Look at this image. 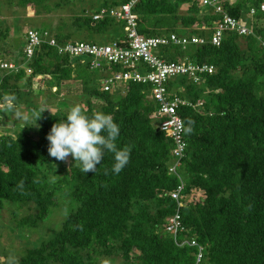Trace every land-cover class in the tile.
I'll use <instances>...</instances> for the list:
<instances>
[{"label": "trees", "instance_id": "16d2710c", "mask_svg": "<svg viewBox=\"0 0 264 264\" xmlns=\"http://www.w3.org/2000/svg\"><path fill=\"white\" fill-rule=\"evenodd\" d=\"M49 1L19 0L18 4L51 8ZM125 1L110 0L100 7ZM262 1L226 0L224 5L230 15L260 34V23L245 19V14ZM12 4L13 0L0 1V8ZM185 4L186 10L178 13ZM85 11L71 19L84 35L117 25L109 40L122 37L118 21L108 17L94 21ZM132 11L136 30L143 36H205L217 18L197 0H137ZM68 26L51 31L57 42L72 40ZM155 51L165 60L185 56L214 67L199 84L184 76L167 81L168 89L171 81L179 84L173 94L191 103L202 100L197 108L183 105L177 110L183 128L189 121L194 123L191 133L183 131L186 146L176 175L167 173L172 141L159 129L161 119L155 115V102L146 98L145 86L127 83L122 93L100 91L91 84L93 71L86 63L59 55L46 44L27 60L21 54L19 61L8 59L22 64L17 71H0V108L7 107L10 114L23 104L31 114L22 129L11 133L1 131L0 123V206L12 204V215L26 209L13 218L14 224L34 227L48 215L61 186L70 202L55 230L25 248L19 264H192L195 247L178 246L163 230L176 208L184 227L179 237L190 236L202 247L198 264H264V89L256 91L264 85L263 47L254 35L225 32L218 46L166 45ZM75 79L80 83L75 96L82 111L88 116L111 115L120 129L118 148L131 146L129 162L119 174L110 171L113 154L105 151L94 173H81L74 161L58 177L51 176L57 160L48 155L46 137L54 123L66 120L69 109L61 111L58 105L50 110L29 98L34 86L55 87L58 93L62 81ZM42 109L38 127L32 126ZM180 182L183 189L177 205L168 191ZM116 258L120 263H115Z\"/></svg>", "mask_w": 264, "mask_h": 264}, {"label": "built area", "instance_id": "2783aa9c", "mask_svg": "<svg viewBox=\"0 0 264 264\" xmlns=\"http://www.w3.org/2000/svg\"><path fill=\"white\" fill-rule=\"evenodd\" d=\"M136 1L128 0L116 6L99 7L91 14V19L94 21L108 17L120 22L122 25L121 38L105 42L67 40L59 43L51 31L26 28L23 31L21 55L27 60L39 45L46 44L59 55H66L78 59L80 63H86L90 71L99 75L100 91L121 92L127 83H138L147 87L149 97L156 104L155 115L161 119L159 129L165 131L172 141V147L169 150L172 161L167 165V173L176 175L186 146L183 138V124L177 110L183 105L197 108L201 106L202 100L196 99L191 103L187 98L173 94L167 89V81L170 78L184 76L192 84H199L204 75L213 72L214 67L207 62L191 61L185 56L165 60L155 53V49L166 45L183 49L188 44L204 43L218 46L225 32H233L238 36L254 35L264 49V1L256 6H250L246 13V17L252 23L255 21L260 23L261 33L255 34L251 26L241 22L225 10L226 0H197L200 6L211 9L212 13L217 16L211 32L205 36L176 35L175 33L156 36L139 34L136 30L137 16L132 11V6ZM19 67H22V64L17 65L13 61L0 60V71H17ZM24 70L29 72V67H24ZM182 189L183 183L180 182L168 191L170 199L177 205ZM163 230L171 235L178 246L195 247L192 264H198L201 261L202 247L190 236L179 237L184 227L180 221L178 208L167 217Z\"/></svg>", "mask_w": 264, "mask_h": 264}, {"label": "rangeland", "instance_id": "374dc122", "mask_svg": "<svg viewBox=\"0 0 264 264\" xmlns=\"http://www.w3.org/2000/svg\"><path fill=\"white\" fill-rule=\"evenodd\" d=\"M0 1L2 3L5 2V0ZM18 1L19 0H13L12 6L8 9L4 6L0 8V59L6 61H9L8 59L19 61V59L22 58L20 56V50L23 45L21 41L23 42V31L26 30V28L45 29L54 32L56 29L62 31L69 25L67 28L69 32H71L70 37L72 40H91L94 42L108 41L115 35V31H118L116 25L115 28L105 29L96 35H84L81 29L71 25L73 16L83 13L84 10L91 16L100 6H107L110 0H51V2L49 1L51 8L49 5L42 6V4L40 7L33 6L30 3L26 5L18 4ZM104 2H106L107 5H104ZM185 7L186 4L178 7V13H183L186 10ZM9 14L17 16V18L13 20L14 18L9 17ZM246 18L245 14V19ZM14 21H16V25ZM194 25L197 24H193V26ZM118 28L122 29L121 23L118 24ZM92 75L94 79H91V84L99 89V75L94 71ZM175 85L178 86L179 84L175 81H171L169 91H172ZM61 87L62 89L57 93L55 87L50 86L45 88L34 86L32 87L31 97L29 99L33 104L37 106L42 105L44 108L46 107L50 110H55L58 105L59 107L61 106V111H67L75 105H79L80 107L83 106L81 100L75 96L78 91H80V89H78V87L80 88L78 80H70L69 82L64 80L62 81L60 88ZM263 89L264 85L261 84L256 88V91L262 92ZM122 92L123 90H121V93ZM146 96L149 97V94L147 93ZM90 100L93 105L96 103L94 99ZM15 110L16 112L9 114V109L7 107L0 108V123H2L3 127L1 131L11 133L13 130L22 129L23 122L31 119V114L27 112L23 104L17 105ZM8 114L9 116L7 117ZM73 163L74 160L71 156H69L66 161H56L51 170L54 173L51 175L52 178L58 177V175L66 171ZM60 188V191L55 194V203L50 207L48 215L44 219L38 220L37 226L34 227H16L13 218H17L24 214L26 209H20L19 212H16L17 214L12 215V204L6 202L1 204L0 256L14 255L18 258L24 253L25 248L37 244L43 235L48 236L55 230L70 205V202L67 203L65 196L62 195L64 191L63 187L61 186ZM115 263H120V260L116 258Z\"/></svg>", "mask_w": 264, "mask_h": 264}, {"label": "clouds", "instance_id": "9594fccd", "mask_svg": "<svg viewBox=\"0 0 264 264\" xmlns=\"http://www.w3.org/2000/svg\"><path fill=\"white\" fill-rule=\"evenodd\" d=\"M146 98L151 99L147 96ZM44 110H40L32 126L38 127L36 121ZM193 123L189 121L188 127L182 126V130L191 133ZM119 134V126L111 115L95 112L88 116L79 105H75L68 110L66 120L63 119L51 126L46 137L49 142L47 152L50 157L62 162L71 156L75 164H79L81 173H94L107 151L113 154L114 162L110 171L119 174L128 164L131 153V146L118 148L116 141ZM108 173L109 170H105V175ZM18 187L23 188V181ZM0 264H19V260L14 255L0 256Z\"/></svg>", "mask_w": 264, "mask_h": 264}, {"label": "crops", "instance_id": "0c3cea01", "mask_svg": "<svg viewBox=\"0 0 264 264\" xmlns=\"http://www.w3.org/2000/svg\"><path fill=\"white\" fill-rule=\"evenodd\" d=\"M21 43L23 44V42L21 41Z\"/></svg>", "mask_w": 264, "mask_h": 264}]
</instances>
